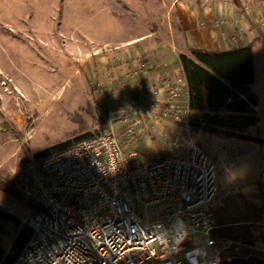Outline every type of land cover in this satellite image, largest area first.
<instances>
[{"label": "rangeland", "instance_id": "rangeland-1", "mask_svg": "<svg viewBox=\"0 0 264 264\" xmlns=\"http://www.w3.org/2000/svg\"><path fill=\"white\" fill-rule=\"evenodd\" d=\"M126 1L0 0V168L14 175L20 172L23 180L25 168L17 165L20 159H33L35 153L86 131L108 128L120 134L119 127L130 124L120 111L111 112L98 97L90 96L87 80L78 82L71 75L78 62L89 56L91 46L140 28L139 19L113 14L114 8L122 12ZM158 13L152 11L149 19H156ZM258 50H254L256 77L264 82V50ZM263 92L264 84L257 89L262 111ZM174 121L175 140L158 143L160 153L155 151V155L182 156L187 144L195 142L214 163V209L233 231L250 228L252 244L263 246L258 232L259 222L264 221V145L224 140L219 134L190 133L186 117ZM247 132L264 138V119ZM138 140L126 141L125 148H135ZM17 184L14 191L0 188V207L25 224L36 207ZM162 206L147 209L149 218L160 220ZM17 229L12 221L1 222L4 253L9 252Z\"/></svg>", "mask_w": 264, "mask_h": 264}, {"label": "built area", "instance_id": "built-area-1", "mask_svg": "<svg viewBox=\"0 0 264 264\" xmlns=\"http://www.w3.org/2000/svg\"><path fill=\"white\" fill-rule=\"evenodd\" d=\"M187 145L182 156L142 159L103 128L28 160L21 191L36 210L13 264H224L241 248L264 260V245L220 235L214 163ZM160 204L161 219L149 218Z\"/></svg>", "mask_w": 264, "mask_h": 264}, {"label": "crops", "instance_id": "crops-1", "mask_svg": "<svg viewBox=\"0 0 264 264\" xmlns=\"http://www.w3.org/2000/svg\"><path fill=\"white\" fill-rule=\"evenodd\" d=\"M125 4L122 12L114 8L113 14L139 19L140 28L91 46L89 56L78 60L71 73L78 82L87 80L94 100L98 97L106 109L128 117L130 124L120 126V134L112 130L124 150L126 141L138 138L130 151L145 159L164 157L155 155V151L160 153L158 143L175 140L174 120L187 116V90L178 55L192 49L218 53L251 47L254 78L250 91L258 97L255 109L260 119L246 133L262 122L257 89L264 82L256 77L254 50H264V0H127ZM152 11H159L153 20L149 19Z\"/></svg>", "mask_w": 264, "mask_h": 264}, {"label": "trees", "instance_id": "trees-1", "mask_svg": "<svg viewBox=\"0 0 264 264\" xmlns=\"http://www.w3.org/2000/svg\"><path fill=\"white\" fill-rule=\"evenodd\" d=\"M249 45L232 51L211 53L202 49H192L188 54H179L178 61L182 68L187 90V116L190 133L207 135L219 134L221 138H238L247 142L264 145V139L246 133V129L255 126L259 121L255 109L258 97L250 91L253 82L252 51ZM96 132L87 131L73 139L58 143L53 147L34 154L35 159L49 156L66 149L69 145L87 138ZM28 159L18 161V168L27 163ZM15 175L0 168V188L14 191L15 184H23ZM18 185V184H17ZM212 207L220 235L253 243L250 228H244L241 233L231 229L229 223L224 222V216ZM2 221H12L18 226L17 234L9 252L4 253L0 239V264H13L16 255L22 250L30 237L31 230L22 224L20 218L0 207V230ZM259 236L264 242V227L259 228ZM255 252L248 249H231L226 257H247Z\"/></svg>", "mask_w": 264, "mask_h": 264}, {"label": "water", "instance_id": "water-1", "mask_svg": "<svg viewBox=\"0 0 264 264\" xmlns=\"http://www.w3.org/2000/svg\"><path fill=\"white\" fill-rule=\"evenodd\" d=\"M263 259L250 255L247 257H233L231 259L223 260L224 264H263Z\"/></svg>", "mask_w": 264, "mask_h": 264}]
</instances>
